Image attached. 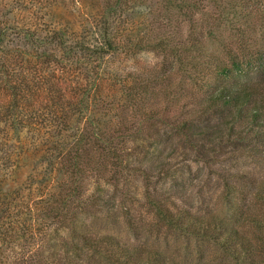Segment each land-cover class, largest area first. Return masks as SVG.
Segmentation results:
<instances>
[{"label": "rangeland", "instance_id": "1", "mask_svg": "<svg viewBox=\"0 0 264 264\" xmlns=\"http://www.w3.org/2000/svg\"><path fill=\"white\" fill-rule=\"evenodd\" d=\"M113 3L116 8L117 0H0V29L4 25L8 30L1 38L5 44L0 54V61H4L3 64L7 67L2 65L4 70L18 60L20 68L26 74L29 66V69H37L44 75L54 72L58 76V72L52 67L53 63L49 61L50 53H40L38 47L33 45L56 31H60L69 43L73 40L96 39L99 36L102 9ZM120 6L116 15L112 14L108 25L111 24L110 31L116 34L115 40L120 44L126 43L128 47L138 42L153 43L164 34L163 37L168 38L169 44L178 49L187 46L189 39L196 40L198 44H192L197 48L193 54L198 53L202 47L206 50L205 53L212 54L214 58L221 57L224 64L227 62L224 54L226 46L239 57L264 48V0H232V6H228L227 10H219L205 1L201 3L199 10L188 13V17L178 14V10L172 8L170 22L165 18L161 0H122ZM218 20H222L219 31L214 37L207 36V30ZM193 29L195 31L190 34ZM31 34L34 36V43L31 42ZM130 50L135 52L136 64L145 72L151 68L158 73L167 72L172 60L168 55L164 57L141 51L142 49ZM53 55L56 53L53 52ZM117 60H114L115 64L118 63ZM130 62L132 60H129V64ZM1 73L4 74V71ZM234 73L239 81L259 78L254 68L244 67ZM186 75L187 77L173 79L174 100L173 95H167L166 98L160 95L166 83L152 91L153 97L148 102L160 112L154 121L146 122L142 118L132 120L135 126H143H140L142 129L138 134L129 133L124 147L120 149L124 150L122 160L128 159L125 164L109 163L84 168V176L79 185L81 198L69 199L68 209L61 211L66 219L60 220V226L65 229H58V220L53 225L49 223L50 229L46 231L43 247L36 252L32 264H69L71 252L68 250L75 244L82 246L79 237L95 234L112 235L122 243L153 244L166 256L182 264H234L212 240L168 230L158 218L153 208L154 202H160L173 213L183 210L208 221L213 218L217 221H229L232 215H240L238 230L254 242L256 229L250 220L264 219V202L257 197L264 193V159L256 160L244 154H232L225 147L207 146L198 136L190 139V144L187 137L173 130L170 122L176 124L191 120L188 112L192 107L189 102L194 103L198 97L204 96V83H214L221 79L218 77V70L211 64L191 73L195 82L190 81L188 72ZM63 78L65 81H60V89L66 101L75 92L71 91L74 88L69 82L72 80L71 74H64ZM229 79L228 82L233 83L234 78ZM68 85H71V89ZM10 102L9 92H5L0 85V126L14 125L9 128L7 139L3 138V141L13 145L29 142L37 147L32 153L31 161L37 162L35 171L41 176L48 172L45 167L49 161L55 165V159L47 157L49 152L54 153L50 141L58 140L63 144L74 141L71 132H76V115L69 109L68 103L62 102L61 109H69L66 114L67 124L57 126V123H50L45 125L48 130H44L42 135L40 133L39 136L32 137L25 129L27 120L19 119L20 115H15L18 122L14 123L10 121L11 116L8 122L2 119L5 115L8 117ZM143 108L146 109L145 104ZM18 123L20 125L17 126ZM194 125V129L204 126L202 123ZM14 130L17 133L14 134ZM202 145L206 147L203 149ZM92 155L96 156L98 153L93 152ZM136 167L139 168L136 170ZM12 180L17 185L15 175ZM38 180L34 187L42 190L53 184L47 181L40 184ZM9 187L13 188L12 181ZM92 195H95L96 200ZM80 202L82 210L77 207ZM13 211L17 210H12V213ZM17 215L22 229L33 223L25 213ZM33 225L35 226L34 223ZM256 244L257 248L260 247V243ZM255 255L260 253L256 252ZM91 260L90 255H84L80 263L95 264ZM8 262L9 260L6 261Z\"/></svg>", "mask_w": 264, "mask_h": 264}, {"label": "trees", "instance_id": "2", "mask_svg": "<svg viewBox=\"0 0 264 264\" xmlns=\"http://www.w3.org/2000/svg\"><path fill=\"white\" fill-rule=\"evenodd\" d=\"M121 1L117 0L116 8L113 3L102 9L99 36L96 39L73 40L69 43L65 41L60 31H56L33 45L38 47L40 53H50L49 61L53 63L52 67L56 69L58 76L54 72L48 76L44 75L37 69H29V66L26 74L25 70L20 68L18 60L4 70L6 67L4 61L3 63L0 61V85L11 97L7 108L10 110L7 111L8 117L1 116L2 119H6L4 122L10 120L9 116L12 117L10 120L12 123L18 122L15 116L18 114L19 119L27 120L25 121L27 134L35 137L48 130L45 125L67 124L66 114L69 109L76 115L74 124L76 132L75 134L71 132L74 141L66 144L58 140L50 141L54 153L49 152L47 157L55 159L53 162L55 165L49 161L48 168L47 165L45 167L48 172L41 176L35 171L37 162L31 161L32 153L38 148L29 142H20L18 145L6 144L3 138L7 139L9 128L14 125L0 126V264H32L36 252L43 247L46 231L50 229L49 223L53 225L52 223L58 220V229H65L60 226V220L66 219V215H62L61 211L68 209L69 199L81 198L82 191H79V185L84 176V168L86 166L95 168L99 164L109 163L125 164L128 159L122 160L124 150L120 149L124 147L129 133L138 134L142 129L140 126H143L141 124L135 126L132 120L142 118L146 119V122L154 121L160 112L148 102L153 97L152 91L166 83L160 95L165 98L167 95H173L174 100L173 82L178 77H187V72L188 78L191 77L190 81L195 82L191 73L211 64L218 70V77L221 79L214 83H204L206 87L204 96L198 97L194 103L189 102L192 107L188 112L191 120L176 124L170 122L173 130L187 137L190 144H192L190 139L198 136L207 146L225 147L230 149L232 154H244L256 160L264 159V48L239 57L226 46L224 54L227 62L224 64L221 57L215 59L208 52L206 55V50L202 47L198 53L193 54L192 52L197 49L193 46L198 44L196 40L189 39L187 46L178 49L177 46L169 44L168 38L163 37L164 34L153 43L138 42L128 47L126 43L120 44L115 40L116 34L110 31L111 24L108 25L112 20V14L116 15L121 7ZM205 1L219 10H227L228 6H232V0H161L168 22L171 20L172 8H176L178 14L188 17L186 16L188 13L199 10L201 3ZM221 21L218 20L207 30V36H215L222 26ZM7 31L4 25L0 29V54L5 47L1 38L8 33ZM194 31L191 30L190 34ZM33 37L31 34L32 43ZM53 43L55 44L53 47H46ZM52 48L56 50H50ZM131 48L164 57L168 55L172 60L167 72L158 73L152 68L145 72L140 69L136 64V54L130 50ZM53 52L56 55H53ZM120 54L122 55L119 56ZM24 57L27 58L26 55ZM116 59L117 64L114 63ZM129 60H132L131 64ZM244 67L256 69L259 78L237 80L234 72ZM1 71H4V74ZM64 74H71L72 80L69 82L74 88L71 89V85L68 87L72 93L75 92L74 96L66 101L60 89V81H65ZM230 77L234 78L233 83L228 82ZM62 102L69 104L67 111L61 109ZM144 104L146 109L143 108ZM194 123H202L204 126L194 129ZM16 131L14 130V134ZM203 147L206 146L202 145L201 148ZM93 152H97L98 155L93 156ZM138 168L136 167V170ZM14 175L17 185L12 180ZM37 180L40 184L42 181L53 184L42 190L34 187ZM11 181L13 188L9 187ZM93 196L96 200L95 195ZM257 197L259 201L264 202V193ZM81 203H78L77 207L82 210ZM153 208L168 230L212 240L232 263L264 264V219L250 220L256 229L255 240L252 242L237 228L241 221L240 215H232L229 221H217L214 218L208 221L183 210L173 213L160 202H154ZM12 210L17 211L12 213ZM17 213H25L35 226L32 223L22 229ZM79 239L82 246L75 244L70 247L71 250L67 249L71 252L69 264L76 262L81 264L84 255L86 257L90 255L91 261L95 264H182L147 242L122 243L108 234L82 235ZM256 243H260V247L257 248ZM256 252L260 255L256 256ZM18 260L20 261L17 263Z\"/></svg>", "mask_w": 264, "mask_h": 264}]
</instances>
